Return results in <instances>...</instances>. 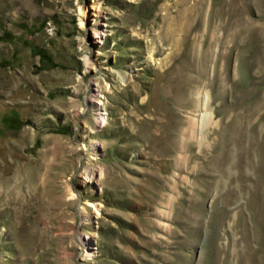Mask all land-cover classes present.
I'll return each mask as SVG.
<instances>
[{"label": "rangeland", "instance_id": "rangeland-1", "mask_svg": "<svg viewBox=\"0 0 264 264\" xmlns=\"http://www.w3.org/2000/svg\"><path fill=\"white\" fill-rule=\"evenodd\" d=\"M0 264H264V0H0Z\"/></svg>", "mask_w": 264, "mask_h": 264}, {"label": "trees", "instance_id": "trees-1", "mask_svg": "<svg viewBox=\"0 0 264 264\" xmlns=\"http://www.w3.org/2000/svg\"><path fill=\"white\" fill-rule=\"evenodd\" d=\"M19 27H20L19 29L22 30V33L19 37H15L13 34L7 33L5 31L4 32V34L6 35L5 40L10 43H15L17 40H20L21 43L29 47L30 48L29 51H31V55L35 57H39V63L36 64L38 70L45 71V70H50V69L61 67V65H59L60 63L57 62L56 56L52 52H50L48 48L44 47L43 45L38 44L36 41L26 39L23 36L25 34H28V35L35 37L34 35L36 34L37 31H39V29L36 30L32 26L27 25L26 23H21ZM12 57L15 60L17 59L15 55H12ZM3 62L6 64H9L10 59H4ZM8 122H9L10 128H17L15 123L19 125L21 121L15 115V117L11 116Z\"/></svg>", "mask_w": 264, "mask_h": 264}, {"label": "bare ground", "instance_id": "bare-ground-1", "mask_svg": "<svg viewBox=\"0 0 264 264\" xmlns=\"http://www.w3.org/2000/svg\"><path fill=\"white\" fill-rule=\"evenodd\" d=\"M83 14V17H82V20H84L85 19V13H82ZM101 36H96L95 38H100ZM102 38V37H101ZM124 80V79H123ZM122 80V81H123ZM202 103V102H201ZM85 175H86V177L88 178L89 176H88V174H86V171H85ZM72 195V194H71Z\"/></svg>", "mask_w": 264, "mask_h": 264}]
</instances>
